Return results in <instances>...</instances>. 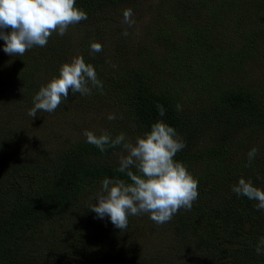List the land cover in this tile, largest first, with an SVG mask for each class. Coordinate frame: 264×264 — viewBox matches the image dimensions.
<instances>
[{"label": "trees", "instance_id": "trees-1", "mask_svg": "<svg viewBox=\"0 0 264 264\" xmlns=\"http://www.w3.org/2000/svg\"><path fill=\"white\" fill-rule=\"evenodd\" d=\"M105 1L116 3V0ZM176 1L188 8L190 2H196ZM253 1L257 8L264 10V0ZM170 2L172 0H165L160 5L159 14L167 10ZM247 2L220 0L219 9H222L221 14L229 7L246 12ZM101 3L102 0H76L75 7L89 17ZM196 20L204 24L203 32L193 36L188 31L178 40H174L172 32L159 22L147 27V33L151 34L152 27L157 28L154 41L164 48L165 54L156 60L152 58V64L165 60L174 70L175 65H184L186 58H191L186 53L191 47L207 63L205 75L214 83L205 97L204 88L212 82L204 83L203 91L199 92V101L205 106L198 108L191 125L184 117L186 114L177 110L179 103L175 93L163 90V85L149 74L151 66L129 67L131 57L125 60L123 72H113L115 59L121 60L126 54V43L121 37L118 51L109 59L103 57V51L101 54L86 53L88 44L84 40L71 39L67 33L64 36L52 34L45 47L34 46L23 56L4 53L5 42L0 40V264H155L157 261L166 264L169 257L180 255L181 247L172 246L168 247L173 253L164 252L161 258L159 254L155 255L156 259L152 255H143L136 250L135 243L129 241V245H124L120 241L124 237L130 240V235L140 233L135 224L140 221L137 216H129L127 229L121 231L109 217L97 218L89 210L96 203V194L104 178L130 182L126 175L117 171L120 146L107 147L101 152L87 143L86 137L72 140L70 135H62L65 146L58 148L51 143L52 136L43 129L44 126L42 129L48 137L38 138L39 128L33 124L37 118L57 113L64 108L61 106H66L67 112L90 104L95 106L93 101L101 94L99 88H92L91 95L85 97L69 90L68 98L62 99L54 112L38 111L35 118L28 115L34 95L48 83L45 75L50 74L53 79L56 72L58 77L61 64L55 68L57 60L66 61L77 48L84 61V55L89 56L86 64L97 66L99 79L105 84L103 88L110 87L112 102L122 104L111 107L119 111L120 118L104 119V125L95 132L97 136L107 132L114 139L123 133L135 143L137 137L151 131V125L162 120L173 127L185 143L186 147L174 160L181 162L198 181L199 195L193 204L198 202L196 208L206 215V220L201 223L198 214L197 218L180 216L171 223L177 230L176 236L186 242L181 245H202L212 254L217 251L219 264H264V255H257L255 251L259 239L264 237V211H257L254 207L257 202L247 197L233 192L228 196L216 192L218 186L225 185L221 179L226 171L234 166L244 168L237 179L251 180L253 186L264 183V176L257 173L251 178L250 170L255 173V169L245 166L248 164L247 153L253 147L259 149L263 140L260 137L264 136V78H261L263 84L252 83L253 70L246 67L249 41L238 43L223 39L208 18ZM254 32L253 29L250 35ZM256 33L264 41V29L259 28ZM138 44L139 50L144 52L142 55L138 51L139 57L150 52L154 55L155 51L152 47L149 49L148 44ZM167 55L175 59H169ZM135 70L140 72L136 73L138 78L132 74ZM148 76L153 78L152 83L145 82ZM224 77L228 79L220 84L219 79ZM82 97L87 102L79 99ZM99 100L104 106L102 98ZM157 105L166 110L163 117L158 114ZM113 121L118 123L120 130ZM193 123L196 127H205L211 135L202 138L195 133ZM29 128L34 134L27 131ZM186 130L188 137L181 136ZM200 158L210 161V173L193 169ZM132 252L135 254L131 255ZM178 259L182 264L185 260L189 264H205L202 260L193 262L182 256ZM206 264L216 263L208 259Z\"/></svg>", "mask_w": 264, "mask_h": 264}, {"label": "rangeland", "instance_id": "rangeland-1", "mask_svg": "<svg viewBox=\"0 0 264 264\" xmlns=\"http://www.w3.org/2000/svg\"><path fill=\"white\" fill-rule=\"evenodd\" d=\"M197 1L198 0H196V2ZM164 2L165 0H116V3H109L102 0V3L104 4L102 5L101 3L102 6L100 5L99 8L95 9V11L89 15L87 20L70 25L67 30V34L70 35L71 39H76L78 41L84 40L88 44L86 53H89L90 44L92 42L101 44L103 48V57L105 59L106 57L109 59V56L113 55L112 53L118 51L116 50L117 44H119L118 39L121 37L124 43H126V46H124L126 54L121 58V60H118V58L115 59L112 64L113 72H123L126 63L125 60L131 57L132 64H128L129 67H137L140 64L151 66L152 72L149 74L163 85V90L175 93L176 99L181 106V112L186 114L184 117L186 121H188L189 125H191L192 121L199 112L198 108L205 106L201 100L199 101L201 98L199 92L203 91L204 83L212 82L205 86L203 97H205L210 91L214 83V80L209 79L205 75L207 63L204 62L201 54H196L195 49L191 47L186 50V53L193 59L186 58L187 63L184 65H175L174 70L171 69L170 64L166 63L165 60L162 61V63L156 62L152 64L151 62L153 59L156 60L158 57L160 58L162 54H165L164 48L156 45L158 42L154 41L156 38L155 35L158 33L157 28L155 29L152 27L151 31H153V34H151L147 33V27H151L159 22L163 28L172 32L171 34L173 35L174 40H178L181 38L180 36H184L186 32L188 33V31L193 36H196L198 32H203L202 28H204V24L196 19L208 18L210 24L217 27L223 39L238 43L240 41H249V59L246 67L253 70L252 83H262L261 78H264V41L262 38L260 39V36H256V31L258 32L259 28L264 29V10L262 11L260 7L257 8L253 0H248L247 4H245L244 7L247 8L246 12L244 11L245 13L237 8L235 9V7H229V10L223 14H221L222 9H219L220 0H200L199 4H195L196 2H190V8H188L186 4H179L176 0H172L167 10L162 14H159L161 11L160 5ZM127 8H131L133 11L132 19L135 21V24L132 27H129L127 24L122 22L123 11ZM171 19L174 20L169 21ZM253 29L255 32L250 35V32ZM125 31L129 33L127 36L123 35ZM55 34L56 33H53V35ZM139 42L146 45L148 44L149 49L152 47L155 51L154 55H152L153 52H150L149 54L146 53L142 57L143 59L139 57L137 55L138 51H140ZM140 52L142 55L144 54V52ZM101 53L102 52H100V54ZM78 56L83 57L80 49L78 50L77 48L66 61L57 60L54 67L56 68L59 63L61 66L65 63H70L73 57ZM84 56L85 62L88 61L89 56H86V54ZM167 57L169 59H175L172 55H167ZM90 64L94 67L97 78L99 79L100 74L97 66L92 63ZM136 73H140L139 70L132 72V74H135L138 78ZM45 77L48 78V82L52 80L50 74L45 75ZM53 77H57L56 72ZM227 79V77L220 78V84ZM100 81L102 82L103 87H105L104 81ZM153 81V78L150 76L145 78V82L147 83H152ZM109 89V86L102 89L101 94H99V98L93 101L95 106L90 104L85 107H78L76 110L71 109L69 112L64 109L66 106H61L64 107L61 111L48 115V117L45 116L37 118L33 124L35 127L39 128L38 138L44 136L48 137V134H46L44 130L48 131V133L52 136L51 143L58 148H62L65 146V144H63L64 140L62 141V135H70L72 140H76L80 136L85 137L83 135L85 130L90 129V131L97 133V130L101 129L104 125V119H108L107 117L109 114H115L117 119H119V111L112 109L111 107L122 104L120 102H112ZM101 98L104 106H102L99 100ZM79 99L83 102H87L83 97ZM90 99L92 100V98ZM113 124L118 130H120L116 121H113ZM42 126H44V130L42 129ZM194 127L195 133L199 134V136H203L202 138H208V136L211 135L210 131L205 127H196L195 125ZM29 130L32 134H34V130L32 128H29L27 131ZM180 135H187L188 137L187 130L184 134ZM260 138L263 140L260 141L257 157L250 165H245L247 169L251 167L255 169V173L250 170L251 178L257 173L264 176V136ZM119 153L120 156L122 154L126 155V153H123L122 148ZM210 165V161L200 158L194 163L193 169L199 168L202 172L206 171L210 173V170H208V166ZM243 170L244 168L242 166H234L231 170L226 171L221 180H223L224 184L227 186H218L216 188V192H223L224 196H228L232 192L231 187L237 184L240 179H237L238 173ZM257 181H259V178ZM263 186L264 183L259 182L254 187L262 189ZM197 204L198 202H195L192 205L191 210L181 208L169 222L160 225L155 224L150 219L148 220V214L137 216L140 221L135 222V224L139 227L140 233H137V236L130 235V240L124 237L123 239H120V241L123 242L124 245H129V241L135 243L138 246L136 249L138 252L143 255H152L151 257L154 259H156L155 255L159 254V258H161V255L164 256L163 253H167V251L169 254H172L173 252L168 246L175 248L181 247L180 255L177 257H169L166 260V264H182L178 259L180 256L193 262L202 260L206 264L207 260L210 259L212 262L219 264L218 257L220 255L217 251H214L215 254L208 253L204 250L202 245H197V247L194 246V244L182 246L181 244L186 243L184 238L176 236L177 230L171 225V223H174V221L180 216L184 218H197V215L200 214V222L202 223V221L206 220V215L203 214L202 211H198L196 208ZM202 209L205 208L202 206ZM132 231L134 230L131 229V232ZM145 231H147V233ZM134 254L135 252L131 253V255ZM135 260H137V258H135ZM155 264H159V262L157 261ZM185 264L189 263L185 260Z\"/></svg>", "mask_w": 264, "mask_h": 264}, {"label": "clouds", "instance_id": "clouds-1", "mask_svg": "<svg viewBox=\"0 0 264 264\" xmlns=\"http://www.w3.org/2000/svg\"><path fill=\"white\" fill-rule=\"evenodd\" d=\"M76 0H0V40L5 42L4 53L10 56H23L34 46L45 47L53 33L64 36L70 25L87 20V13L75 7ZM133 11H123L122 22L132 27ZM11 29L10 32L5 30ZM129 33L125 31L124 36ZM102 45L90 44V51H102ZM91 85V86H90ZM92 88L102 90V82L97 78L94 67L86 64L82 56L73 57L70 63L63 64L59 76L42 86L33 97V107L28 115L37 116L38 111L54 112L67 99L69 90L82 96L91 95ZM158 114L163 117L166 110L157 105ZM177 110L181 106L177 105ZM115 120V114H109ZM83 135L86 142L101 152L107 147L122 148L117 171L127 176L123 179L104 178L101 190L96 194V203L90 211L97 218H110L118 229L126 230L129 216L148 214L156 224L169 222L181 208L191 210L198 198V181L186 167L174 160L176 154L186 145L178 137L176 130L162 120L151 125V131L137 137L135 143L120 133L114 139L104 132L97 136L89 130ZM258 149L253 147L247 153L248 164L257 157ZM135 169V172L132 170ZM237 196L247 197L257 203V211H264V190L253 186L251 180L240 178L231 187ZM257 255H264V237L255 246Z\"/></svg>", "mask_w": 264, "mask_h": 264}]
</instances>
